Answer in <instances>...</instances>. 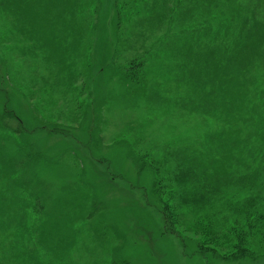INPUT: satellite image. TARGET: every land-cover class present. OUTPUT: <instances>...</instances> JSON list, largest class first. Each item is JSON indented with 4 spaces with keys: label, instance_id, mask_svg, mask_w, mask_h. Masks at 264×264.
Segmentation results:
<instances>
[{
    "label": "trees",
    "instance_id": "1",
    "mask_svg": "<svg viewBox=\"0 0 264 264\" xmlns=\"http://www.w3.org/2000/svg\"><path fill=\"white\" fill-rule=\"evenodd\" d=\"M153 65L154 142L140 107L118 113L112 97L137 99ZM27 82L47 95L25 118L10 103ZM57 131L83 147L39 144ZM66 155L78 179L48 184L38 169ZM131 176L181 257L264 264V0H0V264H143L108 215L105 189Z\"/></svg>",
    "mask_w": 264,
    "mask_h": 264
},
{
    "label": "rangeland",
    "instance_id": "2",
    "mask_svg": "<svg viewBox=\"0 0 264 264\" xmlns=\"http://www.w3.org/2000/svg\"><path fill=\"white\" fill-rule=\"evenodd\" d=\"M144 49V47H143ZM16 56V55H15ZM20 61L19 58H16V62ZM29 63H32L30 61ZM12 70H18V65L14 62L10 65ZM18 67V68H17ZM32 67V66H31ZM24 69L23 74L25 71H28V68L26 64L21 65V69ZM39 71L42 70L44 72V66H39ZM96 68L97 66H93L92 76L88 77V80H90V85L86 87V97L87 93H91V95L94 97V100L96 101L95 104L92 106V110L96 108L97 102H99L101 95L104 93V91L101 88L102 83L99 81V86H96V82L94 81V76L96 74ZM31 69V68H30ZM109 71V70H108ZM2 73V72H1ZM45 73V72H44ZM109 73V72H108ZM151 76L146 80V83L141 84V82H137L138 84L133 89L135 90L132 92L133 96H137V99L131 100L130 104H127L123 107L122 102L123 98H120V92L119 90L121 88H118V92L112 93V97L118 95V98L115 97L114 99V107H116V112L118 113H125L126 115H130L133 113V110L140 107L141 112H144L145 115L149 118V123L151 125V135H153V142H154V65L150 69ZM9 78H5L7 81L9 80L11 87L14 89H20L18 86L16 88V85H19V82L12 77V80ZM86 79V78H85ZM21 84V83H20ZM86 84V83H85ZM22 85V84H21ZM29 88V90L26 88ZM76 85V84H75ZM40 84H33L31 82H27L26 84H23V92H25L26 100L24 98L20 97L19 99L13 98L12 96V102L10 103V107L16 108L17 112L21 110L20 114L23 115L25 118L32 116V109L35 105H38L40 108L44 107V98L47 95L46 92L40 91ZM108 96L110 97V94L108 93ZM67 100V99H66ZM137 103L139 106H137ZM65 105V106H64ZM54 109H57L59 107L60 110H62V117L65 114L68 106L67 103L64 101V98L61 100H58V103H53ZM72 106V105H71ZM101 107L104 108L103 104H100ZM99 106V107H100ZM100 107V108H101ZM104 110L102 109V112ZM94 112V111H93ZM95 114V113H93ZM42 117V116H39ZM58 118V117H56ZM78 121L73 122L75 128L78 127ZM62 123H66L63 121ZM120 123V122H119ZM121 126L113 124V122L109 123V126H107L102 132V143L103 146H106L109 148V145L113 141L112 135L116 136L117 131L120 130ZM76 130V129H74ZM149 131V128H148ZM74 135L63 137V135L60 134V132L57 131V133H53V135H47L46 133H40L36 135L39 139V144L44 146L46 149H50L52 144L58 143L61 146L55 147L56 151L62 152V148H65V143H70L73 146V149L80 145L83 147V144L81 143L82 137H80L79 132L73 131ZM34 138V137H33ZM148 141L151 139V136L147 135ZM85 149H88L85 147ZM84 149V153L85 150ZM45 150V149H43ZM86 152H89L87 150ZM105 153V152H103ZM115 152L111 151L110 159H112V155ZM51 151L47 153L48 156H51ZM87 155V153L85 154ZM63 157V156H61ZM105 159V157H103ZM106 160V159H105ZM105 160H100L98 162H105ZM52 162H60V163H54L52 166L46 168L38 169L39 175H42L43 178L47 179L48 184L55 185L56 184H66L67 181L76 180L79 177V171L81 167L83 166L82 161H78L77 159L73 160L70 156L66 155L61 160ZM66 163H68V170L66 168ZM129 162H132L130 160ZM98 164V163H97ZM103 164L104 163H99ZM44 166V165H40ZM70 166L74 168L75 171L70 170ZM135 167V165H133ZM52 167V168H51ZM100 165H98V170L100 169ZM127 170V169H125ZM124 170V171H125ZM69 171V172H68ZM73 172H75V175H73ZM126 172V171H125ZM78 173V174H77ZM130 180L128 179H119L114 181L112 185L108 186L105 189L106 197L108 204L111 205L108 209V215L111 219H119L118 215L122 216L124 221V227L128 231L131 232L129 235L133 239L134 246H130L129 251L131 252L134 259L139 258L142 259L143 264H210L207 260H201L196 255H189L190 253L186 251V253H183V256L181 257V248L178 245L176 239L174 236H160V220L157 212L153 209L154 207L148 206L143 202V199L141 198L140 191H142L141 188L138 186H134L133 189L130 187L133 185L134 180L133 176H131ZM131 181V184L130 182ZM129 185V186H128ZM124 214V215H123ZM181 254V255H180ZM152 255V257H151ZM180 256V257H179ZM212 264V263H211ZM213 264H219V263H213ZM222 264V263H220Z\"/></svg>",
    "mask_w": 264,
    "mask_h": 264
}]
</instances>
